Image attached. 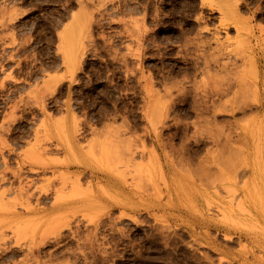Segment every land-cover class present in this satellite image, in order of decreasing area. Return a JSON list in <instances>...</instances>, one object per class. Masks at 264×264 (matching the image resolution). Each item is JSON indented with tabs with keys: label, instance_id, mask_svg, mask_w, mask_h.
Returning a JSON list of instances; mask_svg holds the SVG:
<instances>
[{
	"label": "rangeland",
	"instance_id": "obj_1",
	"mask_svg": "<svg viewBox=\"0 0 264 264\" xmlns=\"http://www.w3.org/2000/svg\"><path fill=\"white\" fill-rule=\"evenodd\" d=\"M0 264H264V0H0Z\"/></svg>",
	"mask_w": 264,
	"mask_h": 264
}]
</instances>
